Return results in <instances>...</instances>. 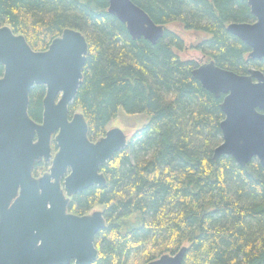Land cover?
Here are the masks:
<instances>
[{"label": "trees", "instance_id": "1", "mask_svg": "<svg viewBox=\"0 0 264 264\" xmlns=\"http://www.w3.org/2000/svg\"><path fill=\"white\" fill-rule=\"evenodd\" d=\"M164 26L156 43L132 38L107 10L108 0H0V26L44 51L64 29L80 31L88 52L69 106L81 112L95 141L119 116L141 118L100 171L106 183L72 196L69 210H102L92 264H146L186 247L182 264H264V164L213 159L222 142L220 109L193 76L200 60L224 69L264 73V59L226 30L254 17L244 0H131ZM202 34L200 58H181L185 33ZM4 67L0 64V77ZM45 87L29 92L28 114L41 122ZM53 151L57 150L54 140ZM47 165L35 162L32 175Z\"/></svg>", "mask_w": 264, "mask_h": 264}, {"label": "water", "instance_id": "2", "mask_svg": "<svg viewBox=\"0 0 264 264\" xmlns=\"http://www.w3.org/2000/svg\"><path fill=\"white\" fill-rule=\"evenodd\" d=\"M253 22H230L226 30L249 48L247 60L264 59V0H244ZM108 12L126 25L132 38L151 43L163 37L156 24L131 0H108ZM88 52L84 35L66 28L44 51H35L22 34L0 26V264H92L99 251L97 232L105 227L101 210L84 216L66 214L69 197L106 183L100 171L126 146L127 135L109 128L95 141L87 137L81 112L69 116ZM193 76L215 98L222 97V142L213 159L231 156L240 166L252 159L264 164V73L249 68L237 74L203 62ZM45 87L41 122L28 114L29 92ZM57 146L48 173L34 177L37 161L51 159V140ZM69 170L64 190L59 179ZM186 247L162 254L146 264H182Z\"/></svg>", "mask_w": 264, "mask_h": 264}, {"label": "rangeland", "instance_id": "3", "mask_svg": "<svg viewBox=\"0 0 264 264\" xmlns=\"http://www.w3.org/2000/svg\"><path fill=\"white\" fill-rule=\"evenodd\" d=\"M202 34L199 33H190L186 32L185 33V38H186V43L185 46L182 50H177L178 55L181 58H200V53L199 51L195 48L196 40L201 39ZM204 58L200 60V63H203ZM141 118L139 117H130V116H125L121 115L117 117L116 119L112 120L109 123V128L113 127H119L120 129L123 130V132L129 137L134 129L140 125ZM94 209H99V208H94Z\"/></svg>", "mask_w": 264, "mask_h": 264}, {"label": "flooded vegetation", "instance_id": "4", "mask_svg": "<svg viewBox=\"0 0 264 264\" xmlns=\"http://www.w3.org/2000/svg\"><path fill=\"white\" fill-rule=\"evenodd\" d=\"M253 21H254V19H253ZM253 21H250V22H253ZM262 60V59H261ZM69 116H71V115H69ZM54 139V136H53V138H52V140ZM52 140H51V142H52ZM57 152V150L56 151H53L52 150V148H51V155H52V157H51V159H49V161L48 162H44L43 160H41L42 162H43V164L44 165H47V168H46V170L45 171H43V172H41V174H39L38 176H34V177H41L42 175H44V174H46V173H48L49 172V170H50V167H51V163H52V159H53V157H54V155H55V153ZM37 162H40V161H37ZM69 174V170L59 179V183H60V186H61V188L63 189V193L65 194V190H64V180H65V177L67 176ZM93 186H99V185H93ZM93 186H91V187H93ZM91 187H89V188H91ZM88 189V188H87ZM86 190V189H85ZM82 192V191H81ZM81 192H76V193H81ZM76 193H74V194H76ZM74 194H72L70 197H69V201H68V203L66 204V207H65V213L66 214H73V215H75V216H84V215H87V214H90V213H92L93 211H95V210H100V209H91L90 211H88V212H86V213H83V214H77V213H74V212H71L70 210H69V203H70V200H71V198H72V196L74 195ZM65 197H66V194H65ZM102 211V210H101ZM96 236V235H95ZM94 240H95V238H94ZM94 245H95V243H94ZM96 247V246H95ZM70 264H73V263H70Z\"/></svg>", "mask_w": 264, "mask_h": 264}]
</instances>
